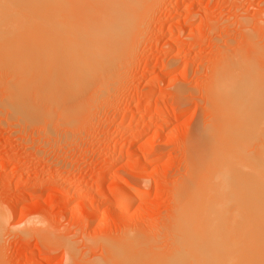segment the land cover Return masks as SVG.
Instances as JSON below:
<instances>
[{
    "label": "rangeland",
    "instance_id": "374dc122",
    "mask_svg": "<svg viewBox=\"0 0 264 264\" xmlns=\"http://www.w3.org/2000/svg\"><path fill=\"white\" fill-rule=\"evenodd\" d=\"M6 2L0 58L11 50L8 65L23 58L31 65L35 31L17 25L33 14L16 12L20 0ZM145 10L109 60L70 55L68 98L61 108L39 101V118L7 105V82L22 73L29 84V65H11L15 75L0 66V264L96 263L128 236L172 253L171 217L180 216L182 184L197 165L192 154L205 148L213 121L206 95L223 59L247 44L264 50V0H151ZM73 65L84 71L75 82Z\"/></svg>",
    "mask_w": 264,
    "mask_h": 264
},
{
    "label": "bare ground",
    "instance_id": "6f19581e",
    "mask_svg": "<svg viewBox=\"0 0 264 264\" xmlns=\"http://www.w3.org/2000/svg\"><path fill=\"white\" fill-rule=\"evenodd\" d=\"M20 1L16 12L24 10L25 15L33 14V18L19 20L21 14L17 16V13L14 14L17 17L12 16L19 20L18 27L34 29L29 39L37 45V50L30 59L31 65L25 63L24 58L10 64L18 70H25L29 65L27 70L34 77L27 82L29 84L24 83L28 75L20 80L22 73L17 74L18 70L8 65L9 52L5 55L8 59L3 55V59L0 58V66L6 70L10 67L9 71L18 75L16 79L23 81L14 88L13 85L19 83L16 76L10 78L15 84L10 86L7 82L12 89L9 86L6 89L10 92L6 94L8 108L33 120L43 114L37 106L39 101L61 108L68 98L70 55L72 60L75 58L74 62H80L87 54L94 65L100 59L109 60L127 43L129 33L137 26L151 0ZM249 45L239 57L229 54L223 64L218 63L220 67L215 72L213 86L206 95L213 121L205 129V148L204 144H198L192 154L197 160V165L193 161L192 181L188 179L186 185L182 184L185 186L183 195L179 191L182 198L186 199L187 195L189 198L179 200L178 220L171 217L177 224L171 237L173 246L170 241L172 253L161 256L153 242L128 236L119 245L108 244L104 260L74 264H264V50ZM4 59L8 61L6 64ZM79 67L73 65V82L78 73L84 72ZM202 150L206 155H200ZM158 158V155L153 157L155 161ZM148 159L149 154L138 161Z\"/></svg>",
    "mask_w": 264,
    "mask_h": 264
}]
</instances>
